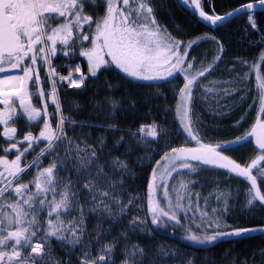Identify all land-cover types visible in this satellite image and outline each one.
Here are the masks:
<instances>
[{
	"label": "snow or ice",
	"instance_id": "6c2138e0",
	"mask_svg": "<svg viewBox=\"0 0 264 264\" xmlns=\"http://www.w3.org/2000/svg\"><path fill=\"white\" fill-rule=\"evenodd\" d=\"M204 2L211 4V0H180V3L191 7L199 19L212 27H222L225 22H231L242 15L247 17L249 26L259 32L255 15L258 7L264 8V0L238 6L225 15L215 14L214 9L211 14L204 11ZM85 4L102 5L104 15L94 19L84 11ZM89 32L92 33L91 39ZM261 40L264 41V35ZM85 41L90 46L85 47ZM202 41L214 42L218 53L207 67L194 68L193 61L189 59V51L194 46L199 47ZM58 44L64 56H68L69 51L76 52L79 49L78 55L87 59L89 75L97 79L98 73L103 74L102 69L107 71L113 66L133 80H169L177 74L183 75L186 82L178 91L179 100L175 112L178 126L186 140L195 141L196 146L172 147L164 151L161 157L163 163L156 162L148 186L151 224L159 226L172 221L174 226L180 225L188 233L185 239L197 244H212L223 237L240 238L250 236L252 232H264V226L220 230L222 226L230 228L225 219L231 195L229 192L215 197L223 203V211L217 213L216 209H212V216L207 212L199 213L201 222L207 225L206 228L197 225L199 230L205 232L201 237L190 226L184 228L178 216V212L186 215L192 211L190 184L195 181L173 184L174 203L168 191V180L174 179L173 173L178 178L181 170H186L185 175H190L199 171L201 166H208L225 169L226 175L235 174L246 178V181H250V187L244 207L253 210L257 202L264 207V192L257 185V176L253 175V169H256L264 179V167L260 166L264 161V77L259 75L258 70L256 80L259 107L254 126L247 135L227 144L204 143L198 134L199 117L195 121L192 117V93L194 87L206 95L212 93V89L201 88L203 81L200 78L210 75L221 60L223 45L215 36L206 35L187 43L176 40L157 22L152 0H0V73L8 69L22 71V75L0 79V105H3L0 108V126H3L0 137L11 142L8 148L0 146V151L5 153L0 155V264H45V261L47 264H59L51 256L54 241L72 251L79 248V264H115V250L121 240L125 242L121 249L124 257L121 264H145L147 254L144 248L138 244L129 245L126 232H121L119 239L114 237L111 241L105 240L108 232L102 230V220H117L132 203L131 197L122 202L117 193L123 191L119 186L123 185L126 175L133 174V170L118 157H110L107 165L102 161L101 153L107 151L104 139L93 145L87 140H76L68 136L65 124L75 131L78 122L63 114L56 88L57 79L54 78L61 82L67 81L70 87L81 88L88 77L81 72L79 65H76V72L79 73L76 77L71 72L67 76H60L56 72L51 58L57 54ZM181 44H184L183 51ZM186 60L188 62L185 66ZM260 60L264 62V53L260 54ZM38 61L48 68L46 77L51 81L49 96L57 118L55 127L48 119L47 102L43 103V109L32 104L33 95L38 103L45 96L40 84ZM249 67L258 69L257 65L250 64ZM249 75L245 72L236 76L228 86L232 87L233 92L238 91L234 86L247 80ZM217 83L212 82L213 88ZM29 85L35 88V93L30 92ZM231 94L225 89L224 95ZM110 104L114 114L119 102L112 100ZM20 118L25 119L29 127L42 124L39 134L34 136L28 132L22 139L17 137V129L13 125ZM78 126L83 128L93 125L80 123ZM112 130H115L114 126ZM144 130L145 127L141 126L139 132L143 134ZM147 135L155 139L158 135L165 138L168 133L162 127L158 133L157 126L153 124ZM253 139L260 154L247 166L223 155L233 144L252 143ZM25 142L26 146L21 147ZM41 143L45 146L37 154L35 146ZM30 150L35 157L32 163L27 162ZM13 151L14 159L9 160L7 154ZM42 157L50 159V166H42ZM73 165L76 180L62 178L60 173L68 172ZM30 168L35 175L25 183L26 174L31 175L28 172ZM74 183L80 186L79 191L72 187ZM158 189H162L167 210L160 206L156 198ZM81 192L85 194L84 201L80 199ZM199 200L200 194L196 193L197 205ZM207 202L208 198L205 197V204ZM91 214L97 217L94 236L86 226ZM208 228L212 229V234H207ZM132 231L144 229L136 224ZM93 243L97 245L95 255L92 254ZM159 254L163 257L168 252L161 248ZM187 264H192V261L189 260Z\"/></svg>",
	"mask_w": 264,
	"mask_h": 264
},
{
	"label": "trees",
	"instance_id": "16d2710c",
	"mask_svg": "<svg viewBox=\"0 0 264 264\" xmlns=\"http://www.w3.org/2000/svg\"><path fill=\"white\" fill-rule=\"evenodd\" d=\"M249 2H257V0H211V4L204 2L203 8L209 14L214 9L215 14L225 15ZM152 4L157 22L166 28L176 40L187 43L207 35L215 36L223 45L221 60L215 66L214 71L206 78H200L203 81L201 88L212 89V93L206 95L202 90L198 91L195 88L191 108L192 117L194 121L197 116L199 117L198 134L202 142L213 145L227 144L229 141L247 135L254 126L258 114L257 70L259 75L264 77V62L260 60V54L264 53V41L261 40V36L264 35V13L255 16L259 32L251 30L246 16H240L225 26L213 30L200 23L196 16L181 8L175 0H152ZM183 49L184 44H181V51ZM217 53L218 48L214 42L202 41L199 47L194 46L189 51V59L193 61L194 68L207 67ZM242 61L248 63H242ZM250 64L257 65L258 69L250 68ZM245 72L250 74L249 78L236 84L234 87L239 90L233 92L232 87L228 85L236 76ZM212 82H218L215 88ZM225 89L232 94L224 95ZM154 93H156L155 90L137 88L128 100L121 99L127 101L125 105L128 114L126 116L135 122L130 128L127 126L122 128L138 137L137 132L142 125L161 124L167 130L168 142H172L171 147H179L181 143L176 138L175 123L170 124L171 118L165 111L166 108L171 107L172 98L165 99L166 95L164 96L162 92L155 98ZM216 93L219 95L216 96ZM128 131L121 130L117 141H121V137L129 141L131 136ZM101 137L106 138V135H100L99 138ZM147 146L155 147V150L131 141L129 144L119 145L117 149L107 146V151L101 153L104 162L109 161L110 157H118L133 170V174L126 175L123 185L119 186L123 191L118 192L121 193L123 201L131 197L133 202L128 205L126 213L119 216L117 220H102V230L108 232L105 240L111 241L114 237L119 239V234L126 232L129 245L138 244L144 248L147 254L145 264H187L189 260L192 264H264V232H252L250 236L240 238L223 237L212 244H197L185 239L188 233L180 225L174 226L172 221L159 226L151 224L148 186L156 162L160 161L164 155V147L162 144L152 142ZM257 153L258 150L252 143L233 144L230 149L223 152L225 156L242 166L250 164L256 158ZM261 167H264V164ZM225 172L226 170L223 169L201 166L199 171L190 175H185V172H181L178 178L176 174L174 175L172 186L174 183L178 185L181 181H195L190 184L193 200L192 211H188L186 215L184 212H178L180 224L184 228L190 226L193 232L203 237L205 232L199 230L197 225L200 224L205 228L207 225L201 222L199 213L207 212L209 216H212V209H216L217 213L223 211V203L215 197L229 192L231 195L228 198V211L225 213V219L230 228L222 226L221 231H229L237 227L264 226V207L259 206V202L253 210L244 207V199L250 182L244 177H237L235 174L226 175ZM253 175L257 176V183L264 192V179L259 177L257 170L253 171ZM196 193L200 194L198 205L196 204ZM169 197L174 203L175 194L172 189ZM205 197L208 198L207 204H205ZM156 198L160 206L167 210L165 199H161L158 191ZM80 199L84 201L85 194H80ZM87 220V230L94 236L97 217L96 215L89 216ZM133 221L136 223H132ZM141 221L144 223H140ZM136 224H140L144 231L133 232L132 228L136 227ZM109 226H111L110 230ZM149 232L153 233L152 236H149L151 235ZM207 234H212L211 228L207 229ZM102 246L101 244L100 247ZM124 246L125 242L121 240L115 250V264H121L124 259L121 254ZM96 248L97 245L93 243V255L96 254ZM161 248L168 252L167 256L161 257L159 254ZM51 252L53 260L59 261V264H79L81 255L79 248L72 252L69 248L61 247L54 241Z\"/></svg>",
	"mask_w": 264,
	"mask_h": 264
},
{
	"label": "flooded vegetation",
	"instance_id": "af4514ba",
	"mask_svg": "<svg viewBox=\"0 0 264 264\" xmlns=\"http://www.w3.org/2000/svg\"><path fill=\"white\" fill-rule=\"evenodd\" d=\"M84 11L95 19L97 16H103L105 9L102 5L89 6L88 4H85ZM85 27L87 28V26ZM88 34L91 39L92 33L89 32ZM84 46L88 47L90 46V43L85 41ZM60 47L61 46L58 44L57 54L51 58L52 66L55 68L56 72L58 74H63V76H67L69 72H71L72 76L76 77L77 75L74 71V68L76 65H79L81 72L86 77H88L81 88L70 87L67 81L61 82L58 80L56 83L63 114L66 117L74 119L78 122L77 126H75V131H73L72 128L67 125V123L65 124V130L67 131L69 137L76 140L84 139L93 145L97 144L100 139H104L106 146H113L115 149H117L118 147H116V145L118 142V133L121 130L125 132L128 131L122 127L127 126L130 128L134 126V120L126 116L128 114V110L125 105L127 101H122V98L128 100L135 93L136 89L140 88L145 90H155L159 93L162 92L164 96L166 95L165 99L169 100V97H173L175 93L177 94V91L181 89L183 84L186 82L182 74H177L174 78H169V80H133L132 78L127 77L120 70L116 69L114 66L107 71L102 69L101 72L103 74L101 75L98 73L99 78L97 79L96 77L89 75L87 59L86 57L78 55L79 49H77L76 52L69 51V55L64 56L60 51ZM25 63H27V61ZM5 67L7 68L8 66L5 65ZM38 67L40 84L45 92V96L43 100L38 103L36 96L33 95L32 104L43 109V103L47 102V112L49 114L48 119L51 120L53 127H55L57 118L54 115V105L52 104L49 96L51 81L46 77L48 68L46 65H41L39 61ZM72 71L75 73H72ZM20 74L22 75L21 70L8 69L6 72L0 73V79L4 78L5 76H15ZM109 85H111V87H109ZM29 90L30 92L35 93V88H33L31 85H29ZM112 100L119 102V106L114 114L110 104V101ZM76 106H78V108ZM2 107L0 105V108ZM19 111L20 109L17 107V112ZM43 118L44 117H42V119ZM80 123L93 126L81 128L78 126ZM13 126L17 129V137L21 139L22 136L28 132H31L34 136H37L40 129L43 127L42 124H40L39 127H29L23 118L18 119V121ZM112 126H114L115 130H112ZM2 127L3 126H0V129H2ZM128 133L130 136L132 135L134 139V135L131 134L130 131H128ZM99 134L101 136L105 134L106 138H99ZM131 141L130 138L129 141L123 139L122 141H119V145L129 144ZM10 143V141L6 142L4 138L0 137V146H2V148H8ZM26 143L27 142H25L24 145H21V147L26 146ZM44 146L45 145L43 143H41L39 146H35V152L38 154L40 149ZM62 152L63 151L61 150V153ZM0 155H5V153L0 151ZM14 155V151L13 153H8V159H14ZM34 159L35 157L31 154L30 150V153L27 155V162L32 163ZM101 159L104 162L102 155ZM41 160L43 167L50 166L49 158L42 157ZM23 163L24 161L22 160V164ZM57 163L59 164V161H57ZM104 163L107 165L108 161ZM105 170L107 171V168ZM28 172L31 175L26 174L25 183H27L28 180L32 179V177L35 175V172L31 168L28 170ZM60 175L66 180L71 179L72 181H75V166L73 165L69 168L68 172H62ZM72 187L79 191V185L74 183ZM81 193L84 194L83 192Z\"/></svg>",
	"mask_w": 264,
	"mask_h": 264
},
{
	"label": "rangeland",
	"instance_id": "374dc122",
	"mask_svg": "<svg viewBox=\"0 0 264 264\" xmlns=\"http://www.w3.org/2000/svg\"><path fill=\"white\" fill-rule=\"evenodd\" d=\"M186 63H187V60L185 61V66H186ZM179 91V90H178ZM178 91H177V94H178ZM156 93H154V97L155 98H157L158 96H159V92L158 91H155ZM158 94V95H157ZM176 93H175V95L173 96V97H171L172 99H171V103H172V105H171V107H169V108H166L165 109V111H166V113L168 114V116L171 118V120H170V124H172V122L173 123H175L176 124V119H177V115H176V112H175V105H176V103L178 102V100H179V97H178V95H177ZM195 97V89L193 88V93H192V104H191V107H192V105H193V98ZM177 122H178V119H177ZM154 123H152V124H150V125H148V126H144L145 127V130H144V133L143 134H141L140 132H138V137H134V139H133V137H132V135H131V137H130V140H132L133 141V143L136 141L138 144H141L142 146H145V147H148V148H151V150H155L154 148L155 147H150V146H147L150 142H152V143H157V144H162L163 145V147H164V149H163V151H165V150H168L169 149V147H171V144H172V142H168L169 141V139L167 138V137H165V138H162L161 136H159L158 135V137L157 138H155V139H153L152 137H150V136H148L147 135V133H148V131H150V128H151V126L153 125ZM156 126H157V131H158V133L160 132V130H161V127L163 128V129H165V127H163V126H161V124H155ZM177 134H178V136H176V138L178 139V141L179 142H181V143H183V144H180V146L179 147H182V146H184V147H195L196 145H194V144H192L190 141H188V140H186V138L184 137V135H183V133L180 131V130H177V132H176ZM141 140H143L144 142L143 143H141L140 141ZM252 145L256 148V146H255V143H254V139H253V141H252ZM172 147H174V146H172ZM171 147V148H172ZM176 147H178V146H176ZM258 150V149H257ZM260 154V152L258 151V153H257V156ZM224 155V154H223ZM257 156H256V158H257ZM256 158H254V159H256ZM253 159V160H254ZM160 161H161V159H160ZM161 163H163V161H161ZM180 162H177V164H179ZM193 163H197V162H193ZM264 164V161H262L261 162V165L260 166H262ZM223 170H225V169H223ZM254 170H256V169H253V171ZM186 170H181L180 171V173L181 172H185ZM227 171V170H226ZM176 173H173V177H174V175H175ZM260 177V176H259ZM261 178V177H260ZM250 182V181H249ZM257 185H258V183H257ZM259 186V185H258ZM171 189H172V179H170V180H168V191H169V193L171 192ZM261 190V189H260ZM158 191V194H160V196H161V199H164L163 198V192H162V189H158L157 190ZM262 191V190H261ZM263 192V191H262ZM117 195L118 196H120V197H122V195H121V193H117ZM247 196V195H246ZM234 199H236V198H234ZM121 200H122V202H125V201H123V199L121 198ZM124 200H125V198H124ZM245 201H244V204H246V197H245V199H244ZM133 202V201H132ZM132 204V203H131ZM130 204V205H131ZM85 205H86V202H85ZM85 211H87V205L85 206ZM95 214H91L90 216H94ZM86 226L88 227V225L86 224ZM151 235H149V236H152V232L150 233ZM72 251V250H71ZM72 252H75V251H72Z\"/></svg>",
	"mask_w": 264,
	"mask_h": 264
},
{
	"label": "water",
	"instance_id": "95a60500",
	"mask_svg": "<svg viewBox=\"0 0 264 264\" xmlns=\"http://www.w3.org/2000/svg\"><path fill=\"white\" fill-rule=\"evenodd\" d=\"M178 2H179V4L185 9V10H187V11H189V12H192L195 16H196V18L198 19V21L200 22V23H202L203 25H205L206 27H208V28H211V29H218V28H220V27H218V28H216V27H212V26H210L209 24H207L206 22H203L201 19H199L198 18V14H195L194 12H193V10L191 9V7H185L182 3H180V0H178ZM252 3H257V2H252ZM264 13V8H260V7H258L257 9H256V14H263ZM240 16H242V15H238L236 18H238V17H240ZM236 18H234V19H236ZM233 19V20H234ZM232 20V21H233ZM229 22H225V24L224 25H226V24H228ZM223 25V26H224ZM222 26V27H223Z\"/></svg>",
	"mask_w": 264,
	"mask_h": 264
},
{
	"label": "bare ground",
	"instance_id": "6f19581e",
	"mask_svg": "<svg viewBox=\"0 0 264 264\" xmlns=\"http://www.w3.org/2000/svg\"><path fill=\"white\" fill-rule=\"evenodd\" d=\"M180 5V4H179ZM181 6V5H180ZM181 8H183L182 6H181ZM184 9V8H183ZM185 10V9H184ZM185 11H187V10H185ZM188 12V11H187ZM257 15V14H256ZM255 15V16H256ZM225 26V25H224ZM219 29V28H218ZM213 30H216V29H213ZM1 99H2V97H0Z\"/></svg>",
	"mask_w": 264,
	"mask_h": 264
}]
</instances>
